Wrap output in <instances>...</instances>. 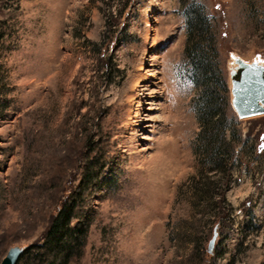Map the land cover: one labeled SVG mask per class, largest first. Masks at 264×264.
I'll use <instances>...</instances> for the list:
<instances>
[{
  "label": "rangeland",
  "instance_id": "rangeland-1",
  "mask_svg": "<svg viewBox=\"0 0 264 264\" xmlns=\"http://www.w3.org/2000/svg\"><path fill=\"white\" fill-rule=\"evenodd\" d=\"M123 3L0 0V260L41 241L89 136L107 165L71 264H264V114L238 118L229 91L234 56L264 62V0ZM192 4L216 48L209 89L227 123L216 162L187 50Z\"/></svg>",
  "mask_w": 264,
  "mask_h": 264
},
{
  "label": "trees",
  "instance_id": "trees-1",
  "mask_svg": "<svg viewBox=\"0 0 264 264\" xmlns=\"http://www.w3.org/2000/svg\"><path fill=\"white\" fill-rule=\"evenodd\" d=\"M125 4L124 0L123 6ZM185 10L188 56L190 57L193 73L197 75L196 77L203 84L200 96L202 106L198 110V118L201 122L202 132L204 131L206 135L205 145L209 149V157L213 162H216L218 151H223V147H225L223 146L225 145L224 130L227 124L220 114H224V103H220L218 96L213 95L214 90L209 89L211 86L215 87L216 82L219 81L211 67L214 64L212 61L216 57V48L211 42L212 35L207 31L209 27L205 23L201 7L192 4L188 5ZM112 20L109 27L114 26L113 22L115 23V20ZM99 59L104 67L103 74L106 77L111 73L113 63L101 57ZM220 81L222 82L223 91L226 92L225 80L221 79ZM1 95L2 92H0V110L4 106ZM230 112L232 111L230 110ZM235 118L232 113L230 119L234 121ZM88 138L89 136L87 137L89 154L84 157L78 185L66 196L58 211L50 216L41 241L37 240L29 243L23 249L16 264H71L82 256L87 233V226L83 220L86 214L85 201L102 183V175L107 165L105 157L98 155L96 152L98 141H91ZM226 216H228L227 213L220 212L221 219ZM73 219L76 220L74 224H72Z\"/></svg>",
  "mask_w": 264,
  "mask_h": 264
},
{
  "label": "water",
  "instance_id": "water-1",
  "mask_svg": "<svg viewBox=\"0 0 264 264\" xmlns=\"http://www.w3.org/2000/svg\"><path fill=\"white\" fill-rule=\"evenodd\" d=\"M229 91L232 109L240 118L264 114V62L259 59L244 60L233 57L229 69ZM216 229L208 244V252L216 237ZM24 247L10 246L0 260V264H16Z\"/></svg>",
  "mask_w": 264,
  "mask_h": 264
},
{
  "label": "bare ground",
  "instance_id": "bare-ground-1",
  "mask_svg": "<svg viewBox=\"0 0 264 264\" xmlns=\"http://www.w3.org/2000/svg\"><path fill=\"white\" fill-rule=\"evenodd\" d=\"M142 81H148L147 78H143Z\"/></svg>",
  "mask_w": 264,
  "mask_h": 264
}]
</instances>
